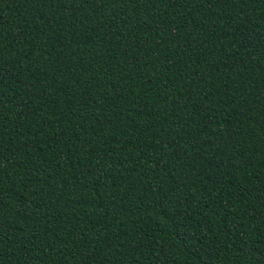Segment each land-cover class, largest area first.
<instances>
[{
	"label": "trees",
	"instance_id": "16d2710c",
	"mask_svg": "<svg viewBox=\"0 0 264 264\" xmlns=\"http://www.w3.org/2000/svg\"><path fill=\"white\" fill-rule=\"evenodd\" d=\"M0 264H264V0H0Z\"/></svg>",
	"mask_w": 264,
	"mask_h": 264
}]
</instances>
